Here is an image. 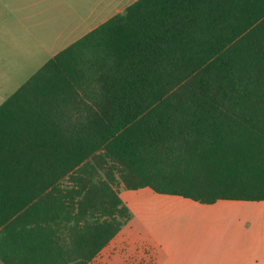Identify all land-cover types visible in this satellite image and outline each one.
Listing matches in <instances>:
<instances>
[{"label":"trees","instance_id":"obj_1","mask_svg":"<svg viewBox=\"0 0 264 264\" xmlns=\"http://www.w3.org/2000/svg\"><path fill=\"white\" fill-rule=\"evenodd\" d=\"M120 185L264 199V0H137L0 105L6 264H88Z\"/></svg>","mask_w":264,"mask_h":264},{"label":"crops","instance_id":"obj_2","mask_svg":"<svg viewBox=\"0 0 264 264\" xmlns=\"http://www.w3.org/2000/svg\"><path fill=\"white\" fill-rule=\"evenodd\" d=\"M136 1L0 0V42L18 40L20 55H28L36 72ZM120 195L131 210L149 202L177 207L151 229L149 243L122 228L88 264H264V199L202 203L150 187Z\"/></svg>","mask_w":264,"mask_h":264},{"label":"rangeland","instance_id":"obj_3","mask_svg":"<svg viewBox=\"0 0 264 264\" xmlns=\"http://www.w3.org/2000/svg\"><path fill=\"white\" fill-rule=\"evenodd\" d=\"M10 47H12V49ZM20 48L18 40L12 45L6 39H4L3 43L0 42V105L15 92L37 68L36 64L28 60V55H20ZM12 50L14 51V55ZM120 191L125 192L128 191V189L120 185ZM175 207L177 206L167 202L159 203V205L149 202L136 206L134 210H132V212H134L133 218L123 229L124 231H128L133 239L149 243L151 241V229L157 225H162L165 215L174 213L173 210ZM171 220H174V218ZM176 220L177 219L174 221Z\"/></svg>","mask_w":264,"mask_h":264}]
</instances>
